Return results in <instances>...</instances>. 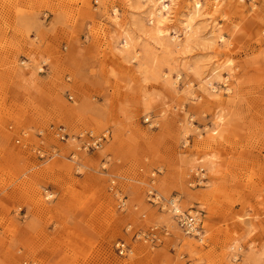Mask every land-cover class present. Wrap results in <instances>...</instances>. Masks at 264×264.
<instances>
[{"label": "rangeland", "instance_id": "obj_1", "mask_svg": "<svg viewBox=\"0 0 264 264\" xmlns=\"http://www.w3.org/2000/svg\"><path fill=\"white\" fill-rule=\"evenodd\" d=\"M127 1L0 0V264H264V0H174L177 31H197L186 51ZM214 67L230 93L206 91ZM86 132L103 148L78 149Z\"/></svg>", "mask_w": 264, "mask_h": 264}, {"label": "bare ground", "instance_id": "obj_2", "mask_svg": "<svg viewBox=\"0 0 264 264\" xmlns=\"http://www.w3.org/2000/svg\"><path fill=\"white\" fill-rule=\"evenodd\" d=\"M129 1V0H128ZM127 1V4H128ZM241 1V0H239ZM136 7H132L133 10L136 9H144L143 13L147 17V23L151 26V39L157 43L160 44V41H163L166 43V48H175V50L179 51H186L190 47V41L194 36L197 35V31L192 25V19L190 18L189 21L184 22V26L181 31H177L175 28L174 22L177 19V12L175 8L174 0H136ZM220 2H216L212 4V9H217L219 7ZM129 5V4H128ZM201 9V3L199 1H196L192 6V11L194 13L199 12ZM191 11V12H192ZM113 16L118 17L119 16V10L116 8L113 11ZM135 24H140L141 26H144L140 22H136ZM215 30V29H214ZM184 31V35L186 36V41H183L179 37V33ZM174 33V36L172 35ZM123 36V37H122ZM123 38L121 45L122 48L120 49V52H122L126 56H130L131 52H133V49L135 48V43L133 41L132 35L128 31H124L121 35ZM219 41L222 43L226 42V37L220 33L218 37ZM147 47V46H146ZM144 48V47H143ZM132 49V50H130ZM145 56L141 60V68H146V70L151 69L153 59L151 58V54L148 52L147 48H144ZM134 60H137V57H133ZM185 70H192L191 67L184 66ZM42 70V69H40ZM219 67H214L210 71V75L207 76V78L204 79L206 81V91L211 96L215 97L222 93L223 88H220L219 86L215 85L213 81H222L223 85L225 86L224 91L226 93H230L232 89V83L229 81L230 72L228 73V77L219 75ZM146 73H149L146 71ZM195 74H199V72L195 71ZM215 74L218 75L215 77ZM213 76V78L211 77ZM152 100L146 98L145 100V107L147 110L151 108ZM218 122L217 125L219 126L222 122V116H217ZM218 128V127H217ZM216 131V128L214 129ZM215 158L216 156L214 154L209 155L206 157L205 165L206 167L211 171L215 172L216 164H215ZM203 160V161H204ZM202 162V160H201ZM176 210H179L178 207L175 208ZM236 256V255H235ZM257 257L255 256L253 251H248L247 256L245 259L244 264H251V262H257Z\"/></svg>", "mask_w": 264, "mask_h": 264}, {"label": "built area", "instance_id": "obj_3", "mask_svg": "<svg viewBox=\"0 0 264 264\" xmlns=\"http://www.w3.org/2000/svg\"><path fill=\"white\" fill-rule=\"evenodd\" d=\"M146 122H149V119H146ZM54 134L56 138L61 142H65L69 140L71 137L69 132L64 126L55 127ZM77 139L80 143L78 149L84 152H91L102 149L106 142L105 135L95 137L93 134L89 132L82 133L81 135L77 136ZM37 153L40 154V156H43L42 154L44 153V151L41 148H38ZM150 193L153 194L154 191L151 190ZM174 202H175L174 200H171L168 204L170 205L172 212L179 218L181 228L183 229L185 234L201 240L203 238L202 235L203 231L200 228L198 219L194 216H190L182 213L179 206L176 205ZM176 207H178L179 210H176L175 209ZM155 236L157 235L152 231L150 234L146 236L145 240L156 241L157 238ZM138 237L140 238L141 235H138ZM117 245H118L117 249L120 255H126L128 252H130V250L127 248V246L124 243L123 244L119 243Z\"/></svg>", "mask_w": 264, "mask_h": 264}]
</instances>
